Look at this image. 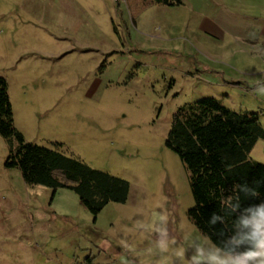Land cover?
<instances>
[{
    "label": "rangeland",
    "instance_id": "1",
    "mask_svg": "<svg viewBox=\"0 0 264 264\" xmlns=\"http://www.w3.org/2000/svg\"><path fill=\"white\" fill-rule=\"evenodd\" d=\"M181 1L179 21L169 25L149 0H0V76L15 128L26 142L129 183L127 199L109 202L94 220L74 191L25 183L6 165L9 147L0 135V264H53L69 234L81 253L126 249L150 264H180L179 247L188 264L193 241L208 238L187 215V174L165 146L172 115L215 97L231 110L258 113L264 127V101L205 82L210 74L202 58L195 63L202 45L190 9L212 0ZM250 157L264 164V140ZM157 212L167 214L175 240L167 253L140 227Z\"/></svg>",
    "mask_w": 264,
    "mask_h": 264
},
{
    "label": "trees",
    "instance_id": "2",
    "mask_svg": "<svg viewBox=\"0 0 264 264\" xmlns=\"http://www.w3.org/2000/svg\"><path fill=\"white\" fill-rule=\"evenodd\" d=\"M181 2L149 0L168 6ZM0 135L9 147L6 165L17 167L25 183L74 191L93 219L109 202L127 199L129 183L125 179L58 150L26 142L14 126L8 83L2 76ZM259 139L264 140V127L258 113L231 110L214 97L185 103L172 115L165 146L177 154L187 174L193 198L187 215L218 246L234 234L233 222L239 213L227 216L226 225L218 222L210 226L208 222L213 213L225 215L220 200L233 194V185L247 183L260 193L255 198L242 196L241 210L264 202V164L250 157ZM254 181L261 183L257 186Z\"/></svg>",
    "mask_w": 264,
    "mask_h": 264
},
{
    "label": "crops",
    "instance_id": "3",
    "mask_svg": "<svg viewBox=\"0 0 264 264\" xmlns=\"http://www.w3.org/2000/svg\"><path fill=\"white\" fill-rule=\"evenodd\" d=\"M155 5L161 14L170 16L164 18L166 24L179 21V5ZM206 5L190 9V20L198 31L196 40L202 45L195 63L199 65L202 58L201 67L210 74L205 82L225 93L252 91L258 101H264L259 93L264 90V0H212ZM69 235L65 246L60 245L62 241L57 244L55 253L61 258L56 257L53 264H150L145 255L133 250L96 248L97 253H81L82 244Z\"/></svg>",
    "mask_w": 264,
    "mask_h": 264
},
{
    "label": "clouds",
    "instance_id": "4",
    "mask_svg": "<svg viewBox=\"0 0 264 264\" xmlns=\"http://www.w3.org/2000/svg\"><path fill=\"white\" fill-rule=\"evenodd\" d=\"M264 95V90L259 92ZM261 181H254L257 186ZM233 194L223 197L220 204L225 215L213 213L209 225L218 222L226 225V217L239 213L233 222L234 234L218 246L206 238L204 243L193 241L191 247L193 254L188 258V264H264V202L251 205L241 210V197H258L257 187H250L247 183L233 185ZM168 216L165 213H154L150 223L141 224L145 231H151L157 239L156 247L161 253L169 251V242H175L170 237L168 229ZM244 250L241 251L240 249ZM183 248H177L174 255L180 264L185 259Z\"/></svg>",
    "mask_w": 264,
    "mask_h": 264
}]
</instances>
